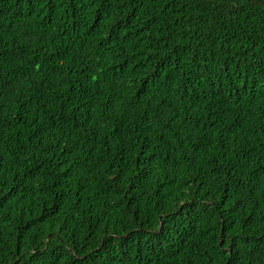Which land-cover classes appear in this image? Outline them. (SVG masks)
Returning <instances> with one entry per match:
<instances>
[{"label":"trees","instance_id":"16d2710c","mask_svg":"<svg viewBox=\"0 0 264 264\" xmlns=\"http://www.w3.org/2000/svg\"><path fill=\"white\" fill-rule=\"evenodd\" d=\"M0 264H264V0H0Z\"/></svg>","mask_w":264,"mask_h":264}]
</instances>
